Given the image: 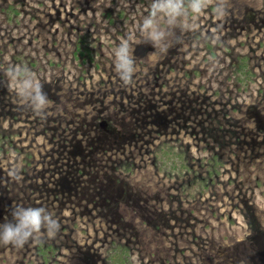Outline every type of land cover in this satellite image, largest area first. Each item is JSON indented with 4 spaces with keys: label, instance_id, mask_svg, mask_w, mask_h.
I'll return each instance as SVG.
<instances>
[{
    "label": "rangeland",
    "instance_id": "obj_1",
    "mask_svg": "<svg viewBox=\"0 0 264 264\" xmlns=\"http://www.w3.org/2000/svg\"><path fill=\"white\" fill-rule=\"evenodd\" d=\"M0 136V264H264V0H0ZM163 143L190 172L158 170Z\"/></svg>",
    "mask_w": 264,
    "mask_h": 264
},
{
    "label": "trees",
    "instance_id": "obj_2",
    "mask_svg": "<svg viewBox=\"0 0 264 264\" xmlns=\"http://www.w3.org/2000/svg\"><path fill=\"white\" fill-rule=\"evenodd\" d=\"M9 9H6V11H8L9 14H11L12 12L18 13V11L16 10V7L14 5H10L8 7ZM78 55L85 57L84 59H86L87 57L92 58L93 56V50L90 49H82V47L80 46L77 52ZM249 65H248V58L247 57H240V61L238 63V72H239V77L238 80H241L242 82L244 81L245 78H247V76L251 75V71L248 70ZM110 121H101L100 126L105 127L106 130V136L111 137L114 135L116 129H114L113 127H110L112 124L109 123ZM3 140V138L0 136V142ZM106 142V141H105ZM102 142V145L107 146L108 143ZM101 148V146L97 147V149ZM104 151H109L105 148H103ZM218 158L216 156H214L211 159V162H214L212 164V166L209 169V174L213 175H217L219 173V166L222 164L219 160H217ZM155 164L158 167V170L161 172H165L166 174L169 175V173H173V172H178L179 176H183L184 174H186L187 172L191 171V167L189 165V161L187 158V155L184 152H180L175 150L174 148L170 147L167 143H163L161 144V146L158 148V150L156 151L155 154V160H154ZM134 163L133 162H129V160H125V161H121L120 162V166L119 169L120 170H133L134 168ZM118 169V170H119ZM117 170V171H118ZM116 172V171H115ZM114 177V176H113ZM110 178H112V176H110ZM108 176L107 178H102L103 180H100V187L99 189V193H103L105 191L107 194V198L104 200L107 204H111L113 206H118L114 203H117L116 198H114V193L113 191L110 193L109 189H114L115 187H120L122 186L124 183L122 181H120V179H116L114 181H110V179ZM109 180V181H108ZM203 181V182H202ZM198 182V184L203 185L204 184V180H199L196 181V183ZM194 184L191 186V190L188 191L190 192V194H188L189 196H195L192 195L191 193H193L198 187L197 184ZM114 186V187H113ZM206 185H203V187ZM206 188L202 189V194H204ZM201 192V191H200ZM109 197V198H108ZM119 251H117L116 253H114V255H112V259H114L113 262H116L117 264H126V259L128 258L127 255L130 253V249L128 248V246L126 245H119ZM55 253V249L52 245H45L42 243H39L38 245V254L42 256V258L44 259L45 262H49L52 258V255ZM127 257V258H126Z\"/></svg>",
    "mask_w": 264,
    "mask_h": 264
},
{
    "label": "clouds",
    "instance_id": "obj_3",
    "mask_svg": "<svg viewBox=\"0 0 264 264\" xmlns=\"http://www.w3.org/2000/svg\"><path fill=\"white\" fill-rule=\"evenodd\" d=\"M121 68L128 70V61L121 55ZM27 86V85H26ZM36 100L39 103H44L42 97L36 96ZM42 209H32L29 208L26 211H21L16 215L17 223L15 226L11 224H6L4 226L5 231L3 233V241L5 244L9 242L16 243L22 247L23 243L32 236L33 233H38L42 224L47 219V217L42 216Z\"/></svg>",
    "mask_w": 264,
    "mask_h": 264
}]
</instances>
